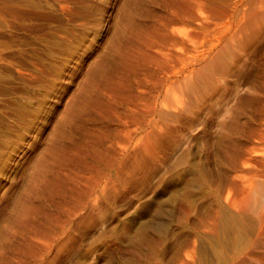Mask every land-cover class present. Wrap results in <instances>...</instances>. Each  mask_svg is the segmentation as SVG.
Segmentation results:
<instances>
[{
  "label": "rangeland",
  "instance_id": "rangeland-1",
  "mask_svg": "<svg viewBox=\"0 0 264 264\" xmlns=\"http://www.w3.org/2000/svg\"><path fill=\"white\" fill-rule=\"evenodd\" d=\"M0 264H264V0H0Z\"/></svg>",
  "mask_w": 264,
  "mask_h": 264
},
{
  "label": "bare ground",
  "instance_id": "bare-ground-1",
  "mask_svg": "<svg viewBox=\"0 0 264 264\" xmlns=\"http://www.w3.org/2000/svg\"><path fill=\"white\" fill-rule=\"evenodd\" d=\"M166 225H167L166 212L163 209H160V211L156 216L155 227L158 230H164L166 228Z\"/></svg>",
  "mask_w": 264,
  "mask_h": 264
}]
</instances>
